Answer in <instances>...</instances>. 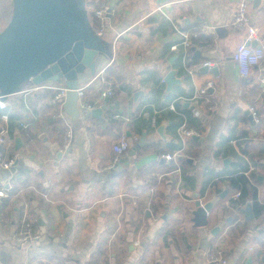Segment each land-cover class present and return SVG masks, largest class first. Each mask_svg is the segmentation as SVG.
<instances>
[{
	"label": "crops",
	"instance_id": "0c3cea01",
	"mask_svg": "<svg viewBox=\"0 0 264 264\" xmlns=\"http://www.w3.org/2000/svg\"><path fill=\"white\" fill-rule=\"evenodd\" d=\"M87 1L93 26V10L102 2L111 7L103 38L112 57H99L95 75L88 70L80 78L81 115L73 119L65 112L72 129L69 153L60 157L61 138L50 114L39 113L64 86L39 85L29 109L23 94L6 100V112L23 113L29 126L15 128L8 146L17 164L0 168V189L13 187L0 205V264H208L213 246L225 250L228 264H246L250 257L252 264H263L264 215L247 221L237 209L239 199L228 195L209 214L207 227H195L191 214L198 200L227 190L217 181L238 170L241 160L257 176L264 203V182L258 180L264 176V72L255 68L241 77L232 57L245 40L244 32L231 27L242 0ZM246 1L251 25L264 36L263 0ZM192 32L211 41L196 47L199 58L182 44L184 33ZM205 61L216 64L217 76L201 73ZM172 70L181 83L168 92L164 79ZM103 72L117 83L115 96L100 119L87 117L83 101L106 105ZM209 80L215 88L199 99ZM253 106L261 119L254 126L246 115ZM163 125L164 137L158 133ZM184 126L195 128L199 140L184 139ZM122 136L130 150L109 169L112 146ZM17 138L24 143L19 151ZM179 151L185 156L164 159ZM26 218H36L41 233L31 250L13 238Z\"/></svg>",
	"mask_w": 264,
	"mask_h": 264
},
{
	"label": "water",
	"instance_id": "95a60500",
	"mask_svg": "<svg viewBox=\"0 0 264 264\" xmlns=\"http://www.w3.org/2000/svg\"><path fill=\"white\" fill-rule=\"evenodd\" d=\"M13 13L11 20L0 32V100L6 101L10 96L19 94L29 85H42L52 82L64 86L67 97L63 105L64 111L73 119L81 115L79 102L80 78L88 70L92 75L96 73L99 57L111 58V45L104 38L95 33L87 0H12ZM261 0H258L260 2ZM252 47L257 42L247 43ZM199 58L201 53L195 47L191 49ZM202 74H219V68H201ZM177 71H170L164 81L167 91L171 92L176 84L181 82L176 78ZM264 88L262 85H260ZM140 93H137L136 97ZM106 105L86 112L87 117L100 119L108 110L109 98H105ZM184 106H189L186 103ZM250 113V112H249ZM246 113L251 124L255 121L252 114ZM164 125L158 133L164 137ZM193 140H199L194 136ZM24 147L20 138L15 140V150ZM140 145L132 148L131 155H135ZM67 150L66 154L69 153ZM65 155V154H64ZM63 154L60 152V157ZM128 161H126L127 163ZM229 167V159L225 162ZM258 180L264 182V176ZM228 190L203 203L198 200L191 212L192 222L197 228L207 227L209 214L213 212L221 200H225ZM239 212L247 221L255 219L253 206L238 207ZM220 227L214 229L217 235ZM264 264V257L262 259ZM252 257L246 264H252Z\"/></svg>",
	"mask_w": 264,
	"mask_h": 264
},
{
	"label": "built area",
	"instance_id": "2783aa9c",
	"mask_svg": "<svg viewBox=\"0 0 264 264\" xmlns=\"http://www.w3.org/2000/svg\"><path fill=\"white\" fill-rule=\"evenodd\" d=\"M264 6V0H263ZM111 7L108 3L102 2L93 10V17L95 20L94 30L95 33L104 37L107 30V21L110 15ZM231 27L235 31L244 32L245 40L240 44L233 53V60L236 62L241 77H249L255 68H259L261 72H264V36H260L259 30L251 25L249 17V3L246 0L240 1L236 15L231 23ZM200 36V33H184V40L182 44L185 48L199 47L195 44ZM257 42L256 47L247 45V43ZM176 47H174L175 49ZM202 66H206L209 69L214 68L216 64L213 61H205ZM100 80L105 84L104 91L102 93V98L112 99L115 96V88L117 83L115 80L110 79L106 73H102ZM264 84V79L262 80ZM215 88V82L213 80L207 81L198 91L199 99H207ZM41 87L39 85H29L26 86L20 94L24 95V98L27 99V109H29L30 104L28 105V99H31V96L34 93L39 92ZM68 90L65 87H62L49 99L52 103L59 104L58 113L54 114V117L60 119L66 130V137L63 142L61 153L66 154L67 150L70 148L72 143V129L70 125L66 122L65 111L63 105L67 97ZM79 99L82 100L85 96L84 89L78 90ZM81 108L85 111H91L97 106L90 105L87 102H82ZM213 108V105L210 106V109ZM8 109V103L6 101L0 100V168L4 170L12 169L18 162V155H10L7 150L8 146L11 143L10 138V129H9V114L6 112ZM250 113L253 116L255 124H260L261 119L256 107L250 108ZM29 124L27 122H22L21 127L26 129ZM182 137L184 139H191L194 136H198V132L195 128L183 127L181 131ZM130 142L128 138L122 136L116 143L112 146L113 157L111 163L109 164V169H115L120 165L121 160L125 158L127 153L130 150ZM185 156L181 151L176 153H170L164 156V159L167 162H172L178 160V158ZM13 187L8 185L6 188L0 189V205L6 197L9 196V193L12 191ZM234 198H240V192H237L234 195ZM14 241L17 244L26 246L28 249H33L34 246L41 239V233L37 224L36 218H26L23 220L20 229L13 236ZM206 261L208 264H228V258L225 255V250L221 246H213L206 254ZM30 264H41L40 261L34 260Z\"/></svg>",
	"mask_w": 264,
	"mask_h": 264
},
{
	"label": "trees",
	"instance_id": "16d2710c",
	"mask_svg": "<svg viewBox=\"0 0 264 264\" xmlns=\"http://www.w3.org/2000/svg\"><path fill=\"white\" fill-rule=\"evenodd\" d=\"M12 13H13V1H12ZM12 13L10 15V20L12 17ZM9 20V21H10ZM197 46L205 47L209 46L211 41L203 42L200 40V37L194 41ZM43 107L39 108V113L42 114L43 111L49 115V121L55 129V132L60 136V142L62 144V138L65 133V127L63 122L60 119L54 117L55 113L59 111V104L52 103L48 101L43 104ZM42 111V112H41ZM25 119L24 114L20 115H9V129H10V138H13V131L15 128H19L20 124ZM10 155H14V151L12 150L9 152ZM239 169L229 172V174L219 178L217 182H221L226 184L225 189L228 190V197L234 196L237 192H240L239 203L241 207H246L248 203H251L253 206V212L255 219H259L261 216L264 215V203L259 202L258 200V187L256 186V179L257 176L253 174H248L249 166L245 164V161L241 160L239 163ZM219 193L223 192L221 189L218 191ZM251 201V202H250ZM264 254V250L260 255Z\"/></svg>",
	"mask_w": 264,
	"mask_h": 264
},
{
	"label": "rangeland",
	"instance_id": "374dc122",
	"mask_svg": "<svg viewBox=\"0 0 264 264\" xmlns=\"http://www.w3.org/2000/svg\"><path fill=\"white\" fill-rule=\"evenodd\" d=\"M12 13V0H0V32L5 29L10 20ZM66 137V130L62 138V142Z\"/></svg>",
	"mask_w": 264,
	"mask_h": 264
}]
</instances>
